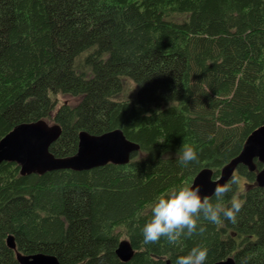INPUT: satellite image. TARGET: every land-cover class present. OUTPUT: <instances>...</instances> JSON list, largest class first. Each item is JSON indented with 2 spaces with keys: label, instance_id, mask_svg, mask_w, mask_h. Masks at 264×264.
Instances as JSON below:
<instances>
[{
  "label": "trees",
  "instance_id": "obj_1",
  "mask_svg": "<svg viewBox=\"0 0 264 264\" xmlns=\"http://www.w3.org/2000/svg\"><path fill=\"white\" fill-rule=\"evenodd\" d=\"M61 95L79 101L57 107ZM40 120L61 129L56 158L76 153L81 131L119 129L140 149L127 165L86 172L22 177L0 163V264H18L16 253L175 264L197 245L209 250L204 264H264L257 162L255 173L237 168L224 197L246 201L236 223L201 220L203 235L173 243L145 245L142 234L159 197L205 168L217 179L264 125V0H0V140ZM182 145L198 162L179 163ZM122 240L127 263L115 254Z\"/></svg>",
  "mask_w": 264,
  "mask_h": 264
},
{
  "label": "water",
  "instance_id": "obj_2",
  "mask_svg": "<svg viewBox=\"0 0 264 264\" xmlns=\"http://www.w3.org/2000/svg\"><path fill=\"white\" fill-rule=\"evenodd\" d=\"M60 134L61 129L58 125L50 126L43 120L19 124L0 140V163L15 164L22 177L42 176L64 170L86 172L107 164L127 165L140 149L137 144L128 141L119 129L98 136L81 131L78 134L76 153L70 157L56 158L49 152V148ZM255 162L261 166L255 175V183L258 188H264V125L249 134L240 154L221 169L217 179L213 178L210 169L205 168L195 176L190 186H199L201 197L212 198L215 187L228 183L239 166L245 167L250 173H255ZM6 245L9 249L15 250L11 235L7 236ZM115 254L121 262L127 263L134 251L128 241L122 240ZM16 260L18 264H60L54 256L41 253L34 255L16 253ZM164 264L171 262L165 260ZM215 264L236 263L229 257Z\"/></svg>",
  "mask_w": 264,
  "mask_h": 264
},
{
  "label": "clouds",
  "instance_id": "obj_3",
  "mask_svg": "<svg viewBox=\"0 0 264 264\" xmlns=\"http://www.w3.org/2000/svg\"><path fill=\"white\" fill-rule=\"evenodd\" d=\"M198 160V154L192 146H181V165L187 167L189 163ZM236 183L238 179L234 176L228 183L217 185L213 194L215 203L211 197H201L199 186H181L159 197L151 206V219L142 228L144 244H156L162 238L173 243L182 236L191 238L194 234L203 235L206 228L200 226L201 220L222 224L226 219L236 223L237 215L246 201L240 198V194H236L230 205L223 203L224 197L233 191L232 185ZM208 251L206 247L197 245L187 255L178 257L175 264H204Z\"/></svg>",
  "mask_w": 264,
  "mask_h": 264
},
{
  "label": "rangeland",
  "instance_id": "obj_4",
  "mask_svg": "<svg viewBox=\"0 0 264 264\" xmlns=\"http://www.w3.org/2000/svg\"><path fill=\"white\" fill-rule=\"evenodd\" d=\"M79 99H75V98H72V97H69L67 95H61L59 97V100H58V106L59 107L60 105L62 104H66L70 107H73L75 106L77 103H78ZM50 126L53 125L51 123H48ZM244 183L243 180L240 181V185L242 186V184Z\"/></svg>",
  "mask_w": 264,
  "mask_h": 264
}]
</instances>
